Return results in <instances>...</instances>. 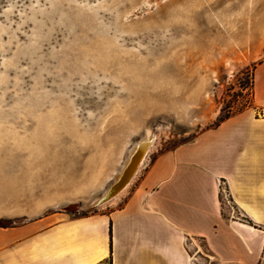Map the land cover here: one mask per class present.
I'll list each match as a JSON object with an SVG mask.
<instances>
[{"label":"rangeland","instance_id":"obj_1","mask_svg":"<svg viewBox=\"0 0 264 264\" xmlns=\"http://www.w3.org/2000/svg\"><path fill=\"white\" fill-rule=\"evenodd\" d=\"M263 58L264 0H0V232L117 201L150 158L252 107ZM147 130L131 183L92 206Z\"/></svg>","mask_w":264,"mask_h":264},{"label":"crops","instance_id":"obj_2","mask_svg":"<svg viewBox=\"0 0 264 264\" xmlns=\"http://www.w3.org/2000/svg\"><path fill=\"white\" fill-rule=\"evenodd\" d=\"M252 89V107L150 158L117 201L0 232V264H264V58Z\"/></svg>","mask_w":264,"mask_h":264},{"label":"bare ground","instance_id":"obj_3","mask_svg":"<svg viewBox=\"0 0 264 264\" xmlns=\"http://www.w3.org/2000/svg\"><path fill=\"white\" fill-rule=\"evenodd\" d=\"M156 135L152 131L137 139L128 150L125 159L110 175V182L99 189V195L95 193L90 199L92 206H99L113 201L120 193L131 183L143 164L151 146L154 143ZM116 167V166H115Z\"/></svg>","mask_w":264,"mask_h":264},{"label":"built area","instance_id":"obj_4","mask_svg":"<svg viewBox=\"0 0 264 264\" xmlns=\"http://www.w3.org/2000/svg\"><path fill=\"white\" fill-rule=\"evenodd\" d=\"M220 185H221V192H220L221 202L223 206L228 208V210L230 211V214H234L236 212V208L234 206L233 200L230 197V194L227 188L224 186V183L220 182Z\"/></svg>","mask_w":264,"mask_h":264}]
</instances>
